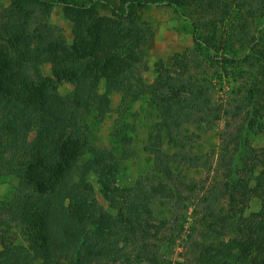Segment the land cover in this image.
<instances>
[{
    "label": "trees",
    "instance_id": "trees-1",
    "mask_svg": "<svg viewBox=\"0 0 264 264\" xmlns=\"http://www.w3.org/2000/svg\"><path fill=\"white\" fill-rule=\"evenodd\" d=\"M57 2L73 24L74 37L66 46L50 19ZM153 4L170 6L190 21L192 44L173 53L168 66L158 59L147 84L145 47L154 34L141 10ZM263 25L264 0L0 4V182L17 180L16 192L0 201V211L18 218L1 229L8 235L0 234V264H163L160 234L169 220L179 219V203L172 204L176 216L156 223L157 202L172 198L171 190L160 180L149 188L143 181L121 186L120 159L88 139V118L99 124L112 109L114 92L120 95V117L145 97L155 114L146 149L158 158L162 145L185 155L186 143L200 137L191 126L212 129L223 120L224 151L230 144L235 152L245 150L248 160L238 158L236 170L252 174L264 147H250L243 132L263 127ZM44 63L51 75L42 73ZM225 75L231 78L229 90ZM64 82L72 86L66 96L58 90ZM128 129L123 121L114 135L123 140ZM30 131L35 136L26 149ZM227 164L232 172V154ZM90 173L107 207L95 198ZM235 182L230 187L246 186L240 177ZM258 215L264 217V201ZM243 243L232 241L224 249ZM250 263L263 260L253 257Z\"/></svg>",
    "mask_w": 264,
    "mask_h": 264
},
{
    "label": "rangeland",
    "instance_id": "rangeland-1",
    "mask_svg": "<svg viewBox=\"0 0 264 264\" xmlns=\"http://www.w3.org/2000/svg\"><path fill=\"white\" fill-rule=\"evenodd\" d=\"M7 3L8 0H0V4ZM141 16L149 21L154 34L145 47V60L149 68L143 79L149 84L154 78L153 65L158 59H163L168 66L173 53L192 44V27L188 19L167 5H150L141 10ZM50 19L62 34V45H69L74 37V29L72 22L63 14L62 2L54 4ZM201 21H206V18ZM261 30L264 35V25ZM41 71L48 76L50 65H41ZM223 79L226 81L225 89L229 90L231 78L225 75ZM58 90L66 96L72 86L62 83ZM119 97L117 92L111 95L112 109L99 124L88 118L85 133L94 145L107 149L120 159L117 178L121 186L143 181L144 186L149 188L160 180L171 190L172 198L156 203V223L160 218L169 220L175 211L172 204L179 203L176 210L179 219L169 220L160 234L161 243L166 246L163 264H251L253 257L263 260L264 264V217L258 215L264 201L263 155L257 153L259 156L253 160L257 165L252 174L238 172L237 159L244 162L248 160V155L245 150L235 152L233 144L224 151L226 141L219 138L224 128V121L221 120L212 129L191 126L190 129L199 132L200 137L195 138L192 144L186 143L185 155L175 154V148L162 145L159 153L161 158H158L146 149L155 118L154 112L147 106V99L144 97L131 103L125 116L120 117ZM123 121L129 125V129L123 140H118L114 135L115 129ZM262 123L260 132L255 133L249 127L244 130L243 135L248 138L250 147H264V116ZM230 127L234 128V125ZM26 136V149H29L35 131H30ZM231 154L235 164L232 166L233 171L229 172L227 163ZM239 177L245 180L246 186L231 188L230 185H235ZM87 178L94 187L97 201L107 207L95 174L90 173ZM16 186L15 179L0 182V201L10 199L16 192ZM14 217L15 214L4 212L0 215V234L4 237L8 234L1 229L6 227V222L16 225L12 219L18 218ZM260 226L262 229H259ZM232 241H243L245 245L224 249V245ZM213 247L221 251L212 250Z\"/></svg>",
    "mask_w": 264,
    "mask_h": 264
},
{
    "label": "crops",
    "instance_id": "crops-1",
    "mask_svg": "<svg viewBox=\"0 0 264 264\" xmlns=\"http://www.w3.org/2000/svg\"><path fill=\"white\" fill-rule=\"evenodd\" d=\"M44 64L46 65V64H48V63H44ZM44 64H42V65H44ZM47 74H48V72H47ZM49 75H51V69H50V74H49ZM64 83H65V82H64ZM68 84H69V83H68Z\"/></svg>",
    "mask_w": 264,
    "mask_h": 264
}]
</instances>
